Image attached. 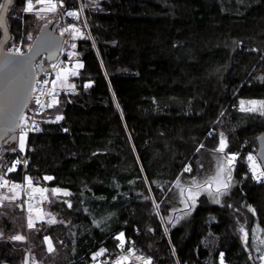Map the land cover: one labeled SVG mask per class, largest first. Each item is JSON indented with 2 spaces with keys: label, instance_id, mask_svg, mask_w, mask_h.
I'll list each match as a JSON object with an SVG mask.
<instances>
[{
  "label": "trees",
  "instance_id": "16d2710c",
  "mask_svg": "<svg viewBox=\"0 0 264 264\" xmlns=\"http://www.w3.org/2000/svg\"><path fill=\"white\" fill-rule=\"evenodd\" d=\"M26 1H11L7 23L14 40L29 43L41 26ZM57 2L55 31L62 12L83 32L74 44L83 67L26 141L25 172L45 189L47 218L29 231L32 249L47 250L48 236L61 243L60 264H100L120 245L128 253L119 264H143L131 253L151 264H264L250 244L255 225L264 231V179L253 177L244 153L257 148L264 112L239 108L264 102V0ZM64 57L70 64L73 55ZM210 132L223 134L235 156V185L220 203L188 182L201 146H214ZM0 156L7 166L23 152L5 145ZM20 209L0 204V264H23L25 242L11 239L24 232Z\"/></svg>",
  "mask_w": 264,
  "mask_h": 264
},
{
  "label": "rangeland",
  "instance_id": "374dc122",
  "mask_svg": "<svg viewBox=\"0 0 264 264\" xmlns=\"http://www.w3.org/2000/svg\"><path fill=\"white\" fill-rule=\"evenodd\" d=\"M2 0L0 1L1 5ZM33 10L30 12L33 14L34 20L37 22V26H42L48 21H53L51 18V15L59 10V4L57 0H30ZM28 6L27 1L25 4L24 9ZM55 6L54 11H49L48 9ZM10 8V6H9ZM8 8V9H9ZM13 8V6H12ZM18 8H14L12 10V14L15 15L16 11H18ZM60 11V10H59ZM70 12H76V11H70ZM81 12V10H80ZM8 13V12H7ZM69 13V12H68ZM78 13V12H76ZM80 14V13H79ZM82 14V12H81ZM74 19L77 18V16H72ZM8 19V14L7 18ZM61 20L62 24L59 27L58 26V20H56V25L58 28L59 34L64 33L65 34V41L63 40V45L61 49H64L65 53L71 57V63L69 64V61H67L68 64L65 65L64 68L57 70L54 74V77L52 79V89H60V88H71L73 86V83H71V76L75 75L79 69V65H82V62L77 59V57H74V44L75 39L82 35V30L78 23L73 22L71 24L67 23L65 14L61 12ZM41 28V27H40ZM65 29H69L68 31H65ZM32 36V35H31ZM33 40V38H32ZM32 40L27 43L24 39H19V41L14 40V37H10V39L7 41L5 47L8 50L11 51H17L19 49V52L25 51L27 49ZM65 58V57H64ZM48 65V64H47ZM54 87V88H53ZM39 92V83L38 81L35 82L30 101L33 102V100L36 98V95ZM255 102V103H252ZM239 108L244 110L248 108H255L257 109L255 112H264V104L259 100H241L239 102ZM27 126V111H25L20 119L19 123V129H18V136L17 140L14 143H8L6 145L7 148H17L21 150L24 153V148H20V138L24 137V144L26 145L27 141V133L24 130V127ZM211 133V132H210ZM214 135L213 137V144L214 146H209V148H206L201 146L203 149L200 152V155L198 157V164L197 169L198 173L195 174L193 181L188 180L191 184H197L199 187L201 186L202 189H207L209 192H215L217 188L221 189V194L218 196H212L211 198L215 201L218 199L220 202H225L226 197H230L231 194L230 191L233 190V185H235V181L233 179V170H234V163L235 161H232V164L229 165L228 161L233 157L232 153H230L226 150V147L223 152L218 151L220 147V141H221V135L219 133H211V135ZM223 138L225 137L222 134ZM225 139V138H224ZM227 144V143H226ZM5 146V145H4ZM2 146L1 148H3ZM15 146V147H14ZM257 149V148H256ZM2 152V150H1ZM245 158L247 160L249 169L253 175V177L256 179V176L259 175L263 169L261 168L260 162L258 161L256 157V150L255 147L252 146L249 149H245ZM253 157V160L250 161L248 157ZM17 162V161H16ZM16 162H11L9 164L4 165L5 163V157L0 156V181H3L4 184H0V204L2 202L8 203V204H19V196L20 192L18 188L16 187L15 182L9 180L7 177L10 168L15 169L18 165ZM5 167V168H4ZM255 167V171H253V168ZM264 179V177H261L260 180ZM257 180V179H256ZM5 181H7V184H5ZM29 179L27 178L28 185L32 188V194H31V202L28 203L26 207V211H24L21 207V217L22 222L24 226V232L22 236L25 237L24 242L26 246V255L23 261V264H60V254L62 252V247L60 248V244L56 245L54 244L52 238L45 237V243L46 248L44 252L41 250L36 253L34 249H32V239L29 234V231L36 226L37 221H41L46 218V213L44 209L42 208V198L44 197L45 189L39 185L29 184ZM187 181L183 180L182 184ZM201 183V184H200ZM227 184L228 187L225 190L223 188V185ZM56 192H63L61 189H57ZM192 196V195H191ZM15 197V199H13ZM7 198V199H6ZM242 219L238 225L239 234L243 241H246L245 233H247V222L245 221V216L241 213ZM50 220H53V217H49ZM47 219V218H46ZM55 220V219H54ZM29 221H31L34 225V227L29 228L28 224ZM1 232V229H0ZM248 237V234H247ZM47 238V239H46ZM49 240L51 241V246L53 248V251L49 252ZM250 244L254 248V252L257 254H260V258H264V231L258 226L255 225L252 228L251 234H250ZM131 258L133 260H136L138 262H142L145 264V258L142 255L133 254ZM264 262V259H262ZM221 264V260L219 262ZM222 264H225L222 261Z\"/></svg>",
  "mask_w": 264,
  "mask_h": 264
},
{
  "label": "water",
  "instance_id": "95a60500",
  "mask_svg": "<svg viewBox=\"0 0 264 264\" xmlns=\"http://www.w3.org/2000/svg\"><path fill=\"white\" fill-rule=\"evenodd\" d=\"M11 1L2 0L0 5V148L7 141L16 142L20 119L29 104L36 77L47 67L45 63L58 57L64 40L56 33L55 22L48 21L25 51L8 50L5 45L11 34L6 17ZM256 142V157L264 171V132L256 136Z\"/></svg>",
  "mask_w": 264,
  "mask_h": 264
},
{
  "label": "built area",
  "instance_id": "2783aa9c",
  "mask_svg": "<svg viewBox=\"0 0 264 264\" xmlns=\"http://www.w3.org/2000/svg\"><path fill=\"white\" fill-rule=\"evenodd\" d=\"M65 55L64 49H61L58 57L52 62L48 63L47 67L43 70V75L38 80L39 83V92L36 95V98L33 102L28 104L25 111H27V126L24 127L25 132L27 133V138L31 132H34L38 129L37 120L39 119V114L48 108V105L51 104V101L57 92V89H52V79L57 70H60L65 67L63 62ZM47 82V83H46ZM39 100V103H37ZM27 162L26 156V146L24 148V153L21 159V168H20V177L14 182L16 187L20 192L18 203L22 206V209L26 211L28 203L31 202L32 188L27 183V174L25 172V164ZM0 184L3 185L4 182L0 181ZM132 243V242H131ZM129 244L128 246H130ZM128 253L126 246L120 245L117 252L104 260L100 264H117L121 261L122 257Z\"/></svg>",
  "mask_w": 264,
  "mask_h": 264
},
{
  "label": "snow or ice",
  "instance_id": "6c2138e0",
  "mask_svg": "<svg viewBox=\"0 0 264 264\" xmlns=\"http://www.w3.org/2000/svg\"><path fill=\"white\" fill-rule=\"evenodd\" d=\"M27 4H28V6L24 9V11L31 12V11L33 10V7H32V4H31L30 0H27ZM48 10H49V11H54V10H55V6H53L52 8H50V9H48ZM68 15H69V16H77V17H78V13H76V12H69ZM68 30H69V29H65V31H68ZM29 38H30V37H29ZM17 53H19V49H17ZM79 67H83V65H79ZM46 83H47V82H46ZM88 86H90V85H86V87H88ZM37 103H39V100H37ZM252 103H255V102H252ZM262 103H264V102H262ZM48 107H52V105L49 104ZM244 110H246V111H256L257 109H255V108H248V109H244ZM56 119L59 120V119H62V117H59V116H58ZM37 130H38V129H37ZM226 146H227V144H226V140L223 138V136H222V134H221L220 147H219L218 151L223 152ZM24 147H25V144H24V137H21V138H20V148L23 149ZM13 151H15V149H13ZM248 159H249L250 161H252V160H253V157L249 156ZM233 160H235V156H233V157L228 161L229 165L232 164V161H233ZM20 162H21V161L18 160L16 163L19 164ZM9 170L11 171V170H13V169L10 168ZM185 171H191L190 166L187 167V168H185ZM253 171H255V167L253 168ZM261 177H264V171H261V172L259 173V175L256 176V179H257V180H260ZM45 179H51V177H46ZM28 182H29V184H31V180H29ZM5 184H7V181H5ZM227 187H228L227 184H224V185H223V188H224L225 190L227 189ZM54 191H58V190H54ZM220 194H221V189H220V188H217L215 192H209V195H212V196H218V195H220ZM64 195H69V193H64ZM190 198H192V197H190ZM6 199H7V198H6ZM13 199H15V197H13ZM192 199H193V202H194V198H192ZM216 202L219 203V200L217 199ZM70 206H71V205H69V207H70ZM186 206H187V205H186ZM52 222H54V221H52ZM28 227H29V228L34 227V225H33V223H32L31 221H29ZM122 237H123V234L121 233L120 236L116 237V239H117V240H120L121 242H123V241H122ZM245 237L247 238V233H245ZM11 239L16 240V241H22V240L25 239V237L22 236V235H16V236L11 237ZM46 239H47V238H46ZM48 250H49V252L53 251V248H52V246H51V241H50V240H49V249H48ZM104 251H105V250L102 249L100 252L96 253V255H97V256H101V255L104 254ZM125 259H126V258H125ZM262 259H264V258H262ZM118 264H119V262H118ZM145 264H151L150 259L147 260V261H145ZM221 264H222V260H221Z\"/></svg>",
  "mask_w": 264,
  "mask_h": 264
},
{
  "label": "flooded vegetation",
  "instance_id": "af4514ba",
  "mask_svg": "<svg viewBox=\"0 0 264 264\" xmlns=\"http://www.w3.org/2000/svg\"><path fill=\"white\" fill-rule=\"evenodd\" d=\"M8 143H9V141H7L6 143H5V145H8ZM4 146V145H3Z\"/></svg>",
  "mask_w": 264,
  "mask_h": 264
},
{
  "label": "crops",
  "instance_id": "0c3cea01",
  "mask_svg": "<svg viewBox=\"0 0 264 264\" xmlns=\"http://www.w3.org/2000/svg\"><path fill=\"white\" fill-rule=\"evenodd\" d=\"M26 146V145H25Z\"/></svg>",
  "mask_w": 264,
  "mask_h": 264
}]
</instances>
